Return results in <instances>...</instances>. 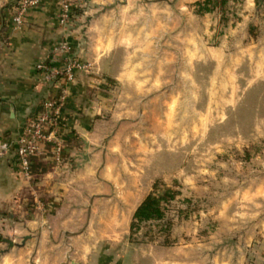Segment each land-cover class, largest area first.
Segmentation results:
<instances>
[{"label":"rangeland","instance_id":"rangeland-1","mask_svg":"<svg viewBox=\"0 0 264 264\" xmlns=\"http://www.w3.org/2000/svg\"><path fill=\"white\" fill-rule=\"evenodd\" d=\"M215 5L185 13L181 39L174 14L135 20L164 27L160 34L126 36L118 123L102 125L94 151L82 147V163L97 151L124 202L167 188L176 195L163 218L141 222L110 252L161 248L175 261L167 264H264V0ZM7 228L0 264H39L22 239L4 240L13 241Z\"/></svg>","mask_w":264,"mask_h":264},{"label":"crops","instance_id":"crops-1","mask_svg":"<svg viewBox=\"0 0 264 264\" xmlns=\"http://www.w3.org/2000/svg\"><path fill=\"white\" fill-rule=\"evenodd\" d=\"M65 1L73 2V17L61 24L58 12ZM199 1L203 0H42L27 12L23 25L16 26L12 13L18 0H0V141L16 139L30 118L43 110V103L60 95L64 80L48 83L36 69L38 62L52 56L56 44L67 42L74 56L94 67L69 84L58 134L63 143L60 163L47 144L33 159L29 176L14 151L0 158V227H9L14 243L22 239L39 264L175 262L159 255L161 248L159 254H142L133 246L121 254L110 252L108 244L131 232L142 200L126 196L122 201L118 188L108 181L114 177L97 164L103 157L96 151L83 164L82 147L94 151L102 125L118 123L120 85L131 66L120 59L132 44L126 36L165 29L136 28L135 20L163 21L174 14V34L181 39L185 13L195 17ZM178 46L181 49L182 43ZM29 204L34 212L26 209Z\"/></svg>","mask_w":264,"mask_h":264},{"label":"built area","instance_id":"built-area-1","mask_svg":"<svg viewBox=\"0 0 264 264\" xmlns=\"http://www.w3.org/2000/svg\"><path fill=\"white\" fill-rule=\"evenodd\" d=\"M42 0H18L12 13V21L16 26H22L27 12L38 6ZM74 4L65 1L61 4L58 17L61 24H68L73 17ZM93 63L81 60L72 54V48L67 42L56 44L52 49V56L36 65V69L46 82L58 83L62 79L64 84L56 100L43 103V110L28 121L24 131L16 139L0 141V158L14 151L23 173L29 176L33 159L43 153L44 145L52 146L53 159L57 163L62 161L63 143L59 129L62 122V112L66 105L69 84L79 73L88 72Z\"/></svg>","mask_w":264,"mask_h":264},{"label":"trees","instance_id":"trees-1","mask_svg":"<svg viewBox=\"0 0 264 264\" xmlns=\"http://www.w3.org/2000/svg\"><path fill=\"white\" fill-rule=\"evenodd\" d=\"M229 0H220V4H225ZM212 4H216V0H203L196 3V7H198V12H211L216 8L215 6H211ZM176 195L170 188L165 189L164 192L158 194L156 191L149 193L144 200L137 207L134 218L131 223V230L137 229L141 222L151 221L161 219L165 215V209L163 207V202L168 201L171 198H174Z\"/></svg>","mask_w":264,"mask_h":264},{"label":"water","instance_id":"water-1","mask_svg":"<svg viewBox=\"0 0 264 264\" xmlns=\"http://www.w3.org/2000/svg\"><path fill=\"white\" fill-rule=\"evenodd\" d=\"M85 156H87V155H85ZM1 239H2V237L0 235V240ZM4 240H6L10 244V246H13L14 245V242L12 240H10V239H4Z\"/></svg>","mask_w":264,"mask_h":264}]
</instances>
